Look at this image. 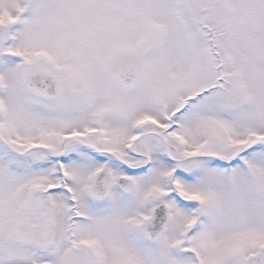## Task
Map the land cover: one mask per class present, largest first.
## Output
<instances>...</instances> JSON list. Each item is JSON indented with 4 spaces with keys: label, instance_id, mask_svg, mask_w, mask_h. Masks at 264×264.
<instances>
[{
    "label": "snow or ice",
    "instance_id": "1",
    "mask_svg": "<svg viewBox=\"0 0 264 264\" xmlns=\"http://www.w3.org/2000/svg\"><path fill=\"white\" fill-rule=\"evenodd\" d=\"M0 264H264V0H0Z\"/></svg>",
    "mask_w": 264,
    "mask_h": 264
}]
</instances>
